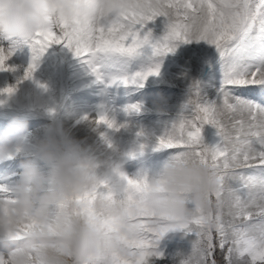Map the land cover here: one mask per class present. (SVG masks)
<instances>
[{
  "label": "snow or ice",
  "instance_id": "6c2138e0",
  "mask_svg": "<svg viewBox=\"0 0 264 264\" xmlns=\"http://www.w3.org/2000/svg\"><path fill=\"white\" fill-rule=\"evenodd\" d=\"M76 3L94 5L97 0H76ZM158 17L165 18L164 35L153 40L149 30L141 36V30ZM48 19L49 27L23 42L29 45L32 59L17 84L33 78L41 57L53 44L71 50L95 77V82L105 87L115 83L143 87L149 77L160 75L161 64L153 58L174 52L178 42L203 41L215 48L221 71L215 99L202 95L199 82H193L184 105L193 113L192 117L181 114L155 143L156 149H173L174 156L191 157L210 167L219 179L218 190L210 194V199L219 201L222 210L210 216L195 213L190 223L179 226L195 231L197 236L191 256L181 264H221L216 258L217 250L222 255V264L241 261L264 264V103L235 95L237 86L246 85L258 86L264 94V0H135L133 6L101 19L96 26L87 23L78 12L71 17ZM16 44L13 41V50ZM146 47L151 49L150 54L144 51ZM13 50L6 52L0 47V71H15L7 64ZM135 60L142 63L139 70L131 71L130 65ZM15 91L14 85L0 89V94L10 96ZM140 109L139 104H129L125 111ZM95 122L109 129L117 128L115 120L109 119L103 108ZM205 125L214 127L219 137L212 146L203 142ZM101 135L112 148L108 137ZM144 147V143L139 144L134 151L121 154V159L142 153ZM119 169V163L114 164L113 171L119 173ZM119 174L127 184L120 196L110 188L105 192L107 184L101 182L74 200L65 201L60 208L74 202L78 205L76 214L86 222L115 231L110 220L100 219L95 203L99 198L110 201L119 198L130 226L141 235L132 241L119 237L128 256L113 253L110 264H149L150 257L163 256L156 246L166 229L153 233L147 226L148 213L136 198L145 186V178ZM0 201H10L7 189L2 187ZM211 221L215 222L214 228L209 226ZM37 226L36 221L29 219L16 239H23L28 230ZM0 264H8L2 252Z\"/></svg>",
  "mask_w": 264,
  "mask_h": 264
},
{
  "label": "clouds",
  "instance_id": "9594fccd",
  "mask_svg": "<svg viewBox=\"0 0 264 264\" xmlns=\"http://www.w3.org/2000/svg\"><path fill=\"white\" fill-rule=\"evenodd\" d=\"M134 3L135 0H97L94 5L78 4L76 0H0V37L24 42L49 27V17H71L74 12L96 26L101 19ZM156 111L162 113L163 109L157 105ZM28 123L23 116L9 121L0 134V161L16 155L28 133ZM87 123L94 130L99 126L95 119ZM152 142L151 136H145V144ZM25 156L10 201H0V252L8 264H110L113 253L128 256L119 237L132 241L141 234L130 226L119 198H99L95 203L100 219L110 220L115 231L86 222L76 214L78 205L74 202L60 208L65 201L74 200L101 182L110 185L113 192L126 191V181L119 174L126 175L123 160L117 150L109 154L106 149L88 145L86 138L76 139L70 129L52 120L43 126L42 138L31 145ZM36 161L43 162L47 171ZM116 163L120 165L119 173L113 171ZM139 176L146 183L136 198L148 213L147 226L153 233L166 229L163 237L190 223L195 213L210 216L223 208L219 201L210 199L219 187L217 174L191 157L172 156L158 172L133 178ZM29 219L38 226L17 240V233L24 231ZM209 226L214 228L215 222Z\"/></svg>",
  "mask_w": 264,
  "mask_h": 264
},
{
  "label": "bare ground",
  "instance_id": "6f19581e",
  "mask_svg": "<svg viewBox=\"0 0 264 264\" xmlns=\"http://www.w3.org/2000/svg\"><path fill=\"white\" fill-rule=\"evenodd\" d=\"M157 26H159L157 37H161L162 35H164L166 30L164 17H158L154 21L149 22L141 30V35L151 30V33L154 36L156 33L154 32V28H156ZM7 43H13V40H6L3 37H0V47L1 45H7ZM59 46L67 57L68 55H73V52L68 48H65L63 45ZM212 48L213 46H210L203 41H192L190 43L178 42L175 51L170 52L169 56H171L172 62L176 63L175 69H177L181 73V76L171 75L168 78V80L172 83L171 85L144 88L138 87L139 90H135V87H128L125 89L126 94L124 96L116 92V90L118 89H115V91L112 92V95L101 94L97 98V103L103 102V111L105 115L109 119L115 120L118 130L117 128L109 129L106 125L103 124L99 125L98 128L94 130L89 128L88 126H85L84 122L82 125L79 124L71 130L72 135L76 139L80 140H84L86 138V143L88 145H94L98 146L101 149H106L109 154H111L113 149H115L118 151L121 157V154L134 151L138 147L136 144V134L134 133L136 129L150 130V124L147 123L150 122L154 124V122L156 121L155 119L160 118L166 120L167 123H160L163 124V126H160L159 123H155V126L156 128H158L159 132L163 134L166 129L170 128L172 124L180 118L181 115H174L171 113L163 116V114L151 112L142 115H132V118H130L126 115L123 107L118 104L119 98L122 97V99H127L128 101L134 100L129 104H139L140 106H142V104L146 102L154 109H156L157 105H159V107L169 112H171L172 110L183 109L184 105L190 97V93L184 87L191 86L193 82H195V74L199 69L200 61L204 58L205 55H209L211 53ZM14 50L19 51L20 57L28 59L31 62L32 52L27 43H17ZM212 64L215 69V71H212V75L220 77L221 71L219 62L217 61V64H214L212 62ZM76 71L78 72V67H75L72 70L71 74H69L70 83L67 86V96L65 99V103L61 107L60 112L57 116L58 120L63 125L69 123L72 117L77 114L79 110L85 105L94 106L97 104L96 101L93 103V100L95 99L93 95L89 93L82 94L74 91V86L78 83V78L75 79ZM33 74L38 77H42L43 80H45L51 86L60 85L61 79L59 62H57L56 55L52 51V49H50V47L41 57L39 65L37 67V71H35ZM12 75L16 76L15 71H12ZM204 82H206L204 81V79H200L199 85ZM219 86L220 80L214 84L213 91H211L207 95L209 99H215ZM235 95L252 100H255V98H252V96H255L257 98L256 101L259 100L258 102L264 103V94L261 93V90L258 86H237ZM79 100L83 101L85 105H82V107L75 106L74 103ZM30 115L31 112L29 111H25L21 115H19L26 117L28 119V122L33 123L34 125L33 130L29 131L24 136L23 140H28L32 143H35L36 140L42 138L43 127H40L41 123L39 122H32V119L29 118ZM97 117L93 116L92 119H96ZM129 119L130 121H128ZM225 119H227V117H225ZM121 125H123V127H121ZM101 134H104V136L108 137L113 145L112 148L108 147ZM207 134L209 140L211 138L216 143L219 141V137L216 134V129L211 125H207ZM132 142H135V147L133 148H131ZM31 145L32 144L23 142L19 150L20 153L25 152L26 150H30ZM152 149H155V144L153 145V147H144L142 153L137 154L134 158H132V161L130 162V166L132 167L131 178L139 174L147 175V171H150L148 166H151L153 158H157L159 155H166V157L170 159L175 155V150L173 149H161L160 154L155 153ZM25 158L26 156L22 159L24 160ZM113 158L115 159V157ZM124 158L123 161L126 160ZM36 163L41 167L43 171H47V167L43 164V162L36 161ZM1 169H3V166L0 167V170ZM14 178L18 179L19 176ZM109 188L110 185H106L103 190L106 192ZM9 193H12V190H7V194ZM114 193L116 196L121 195V193L118 192ZM192 227V225H189V228ZM195 241L196 238L194 236V231H189L188 229H182L177 233L169 234V238L167 239V242L165 244V249L167 251L166 258H163L164 260L157 261V263L155 264H177L176 261L179 257H181V253L183 252L191 256L193 251V244Z\"/></svg>",
  "mask_w": 264,
  "mask_h": 264
},
{
  "label": "rangeland",
  "instance_id": "374dc122",
  "mask_svg": "<svg viewBox=\"0 0 264 264\" xmlns=\"http://www.w3.org/2000/svg\"><path fill=\"white\" fill-rule=\"evenodd\" d=\"M159 26L154 28V32L155 35H152V39L155 40L159 37H157V33L159 31ZM143 36V35H141ZM12 44L10 43L7 46H2L4 48L12 49ZM56 45L53 44L50 49H52L53 52H55L56 56L58 57L57 62H59V69H60V85H55V86H51L49 85L45 80H43L42 77H38V76H34L32 79H26L23 80L22 82H20L19 84H17V80L19 77H22L24 74L25 69L28 67V65L30 64V61L28 59H25L23 57H20L19 51L14 50L13 51V55L9 58V60L7 61V64L13 68H15V73L16 76L12 75V71H0V89H4L6 87L9 86H16V91L14 92V94L12 95H7V94H0V107H4L0 109V134H3L5 129L7 128V125L9 123V121L12 119V117L14 116H18L20 114H22L24 111H29L31 112L30 118L32 119V122H39L41 123L40 127H43L44 125L50 123L51 119L53 120H57L56 119V114L58 112V108L60 107V105L63 103L64 101V97H65V85L67 82L66 79V74H71L72 70L75 67L80 66V62L78 61L77 58L74 57V55H68L65 56L64 53L62 52V50H60L58 47H55ZM55 47V48H53ZM15 49V48H14ZM215 49L214 47L211 49L213 50ZM145 52L147 53H151V49L150 48H145L144 49ZM216 55V50H213V53H211L210 55H205L204 58L200 61V65H199V69L197 70L196 74H195V79L197 80L196 82H198L200 79H204V83L200 84V90H201V94L207 96L211 91H213V87L214 84L217 83L219 80H221V76L217 77L215 75H211L208 76L207 74H210L212 71L206 72L208 70V68L210 67V63H211V58L214 57ZM156 62H159L161 64V68H160V75L158 77H149L148 80L144 83L143 87H139V88H144L145 86L148 87H153V86H160L161 85H171L172 83L168 80V78L171 75H178L181 76V73L175 69L176 68V63L172 62L171 56H169V53L166 54L163 57H154L153 58ZM142 61L141 60H135L131 63L130 68L131 71H137L140 68ZM37 70V68H36ZM84 73V75L82 74ZM77 74H80L83 78L89 74L88 71H76V78L80 77V75L78 76ZM204 76V77H203ZM206 76V78H205ZM203 77V78H202ZM69 78V77H68ZM40 85H43L44 87H41ZM79 85V84H78ZM76 85L75 90L78 91L77 88H79V86ZM111 85V84H110ZM113 85V84H112ZM116 86V87H115ZM119 86H121L120 88H118ZM123 84H119V83H115L114 87L116 90V92H118L119 94H122V96H124L126 94L125 89L128 88V86H123ZM130 87H135V90H139L138 87L136 86H132L129 85ZM187 89V91L190 93V86L189 87H185ZM89 90V89H86ZM84 91V90H81ZM91 91V90H90ZM100 94L101 91L106 93L107 90H105V88H101L100 90ZM92 93H94L93 91H91ZM98 91H96L97 93ZM110 92H111V88H110ZM133 92V91H130ZM81 93H85V92H81ZM191 94V93H190ZM158 98V97H157ZM156 98V99H157ZM134 100H130L128 101L127 99H122L119 98L118 104L120 106L123 107V110L125 111V108L127 105H129L130 102H132ZM103 102H99L94 106H89V108H81L79 110V113H77L76 115H74L71 119V121L66 124L67 127L70 130H72L75 126L79 125V124H83L85 122V126H88L87 120H84L83 117L88 116L90 119L93 118V116H96L98 114H100L102 108H103ZM153 107L150 106L149 104H147L146 102H144L141 106V109L139 112H126V115L129 116L130 118H132V115L135 114H143L144 112L149 111L150 109H152ZM8 109V110H6ZM54 109V113H50V110ZM104 109V108H103ZM154 109V108H153ZM178 114L181 115L183 114L185 117H191L193 115V113L189 110V109H181V110H172L171 112L164 110L161 114L164 115H168V114ZM156 121L153 123H147L150 124L151 129L148 130H143V129H137L136 134V144L137 146L141 143H144V138L145 136H151L152 141H156V138L161 136L162 134L158 131V128H155V123H167L166 120H160V118L155 119ZM130 121V119L128 120ZM60 122V121H59ZM33 123H28V132L33 130ZM160 126H163V124H160ZM207 125H205L203 127L202 130V137H203V142L206 145L212 146L214 144H216L215 141H213V139L210 138V140L207 139L208 134H207V129H206ZM143 132L144 135L143 136H138L137 134L139 132ZM28 143V144H33L31 141L28 140H23L22 143ZM135 142H132L131 144V148L135 147L134 146ZM145 144V143H144ZM148 145V144H145ZM20 152V151H17ZM160 152V151H158ZM156 152V153H158ZM19 156L15 155L11 158H9L8 160H16ZM135 157V156H134ZM132 157V158H134ZM132 158H124L126 159L125 161H123V170L125 172V174L131 178V172H132V167L130 166V162L132 161ZM168 159H166V157H162V156H158L157 158H155V160L152 162L151 166L149 168L150 171H147V175H151L154 174L155 172H158L161 167L163 166L164 162L167 161ZM21 164V162H20ZM17 170L14 169V171ZM13 171V170H12ZM5 174L1 173V178H6V174L8 173L7 171H4ZM11 172V171H9ZM9 175V174H8ZM7 175V176H8ZM17 181L11 180V181H6L4 184L6 185L5 188H14L15 184ZM11 196V195H10ZM189 207H191V205H189ZM182 229H178L175 231H170L168 232L163 238H161L159 240V242L157 243L156 249L159 252L163 253L162 258H156V257H150L149 258V264H155L157 263V261H161L164 260L163 258H166V254L167 251L165 249V244L167 242V239L169 238V234L172 233H177ZM187 232V231H185ZM194 236L197 239V236L195 234L194 231ZM188 257H190L189 254L183 252L181 253V257H179L177 259V264H181L182 260L187 259ZM220 262L222 264V255L220 254ZM240 264H242V261L240 262Z\"/></svg>",
  "mask_w": 264,
  "mask_h": 264
},
{
  "label": "trees",
  "instance_id": "16d2710c",
  "mask_svg": "<svg viewBox=\"0 0 264 264\" xmlns=\"http://www.w3.org/2000/svg\"><path fill=\"white\" fill-rule=\"evenodd\" d=\"M220 252H219V250H217V253H216V258H217V260H218V262H220Z\"/></svg>",
  "mask_w": 264,
  "mask_h": 264
}]
</instances>
